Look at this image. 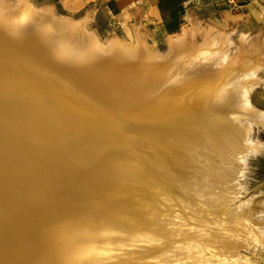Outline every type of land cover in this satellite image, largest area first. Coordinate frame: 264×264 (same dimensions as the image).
Masks as SVG:
<instances>
[{
    "label": "bare ground",
    "instance_id": "obj_1",
    "mask_svg": "<svg viewBox=\"0 0 264 264\" xmlns=\"http://www.w3.org/2000/svg\"><path fill=\"white\" fill-rule=\"evenodd\" d=\"M94 12L0 0V264H260L264 30L191 17L160 49L141 7L131 39Z\"/></svg>",
    "mask_w": 264,
    "mask_h": 264
},
{
    "label": "rangeland",
    "instance_id": "obj_2",
    "mask_svg": "<svg viewBox=\"0 0 264 264\" xmlns=\"http://www.w3.org/2000/svg\"><path fill=\"white\" fill-rule=\"evenodd\" d=\"M34 1L37 4L53 3L61 13L77 18L95 7L89 25L97 30L103 40L111 34L131 39V24L136 19L134 11L141 7L143 14L137 15V19L145 24L149 39L160 49L166 47L167 36L181 31L189 24L191 17H198L205 22L215 20L224 23L226 13L244 14L247 17L242 21L230 22V28L236 29V36L240 31L256 35L259 30H264V0H155L157 6L154 10L146 0H90L80 6H72L68 0ZM253 101L264 108V85L253 93ZM254 134L264 141V129H257ZM240 181L244 185L243 198H264V152L249 158L248 167ZM258 257L259 263L264 264V257Z\"/></svg>",
    "mask_w": 264,
    "mask_h": 264
},
{
    "label": "crops",
    "instance_id": "obj_3",
    "mask_svg": "<svg viewBox=\"0 0 264 264\" xmlns=\"http://www.w3.org/2000/svg\"><path fill=\"white\" fill-rule=\"evenodd\" d=\"M86 1H90V0H68V2H70V5H72V6H80V5H83ZM146 1L149 2V6L152 7L153 10L156 9V6L157 5H156V1L155 0H146Z\"/></svg>",
    "mask_w": 264,
    "mask_h": 264
}]
</instances>
